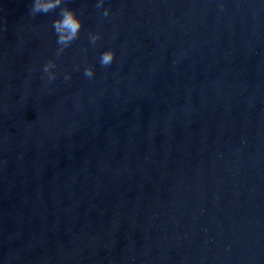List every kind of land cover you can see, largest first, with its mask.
<instances>
[{
    "label": "water",
    "instance_id": "obj_1",
    "mask_svg": "<svg viewBox=\"0 0 264 264\" xmlns=\"http://www.w3.org/2000/svg\"><path fill=\"white\" fill-rule=\"evenodd\" d=\"M96 3L0 0V264H264V0Z\"/></svg>",
    "mask_w": 264,
    "mask_h": 264
},
{
    "label": "clouds",
    "instance_id": "obj_2",
    "mask_svg": "<svg viewBox=\"0 0 264 264\" xmlns=\"http://www.w3.org/2000/svg\"><path fill=\"white\" fill-rule=\"evenodd\" d=\"M105 0H97L95 7L100 9L103 7ZM68 0H32L30 12L33 16L37 14H48L49 12L59 9L58 18L52 23V28L57 36L56 43L58 45L55 55L61 56L65 49L70 47L80 37V32L83 26L82 20L79 18L77 12L67 6ZM111 9H105L101 14L103 17H108ZM101 39L99 31L89 33V42L96 45ZM116 54L112 49L102 52L99 56V63L102 68L110 67ZM57 67L55 60H48L42 67L41 79L46 83L54 82L57 79L58 73L54 71ZM77 71L79 66H77ZM83 75L88 79H93L95 76L94 66H86L83 70ZM71 74L64 75L65 81L70 80Z\"/></svg>",
    "mask_w": 264,
    "mask_h": 264
}]
</instances>
